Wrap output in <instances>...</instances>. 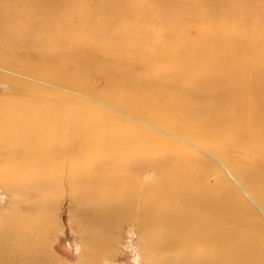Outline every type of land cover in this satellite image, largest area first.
<instances>
[{"label":"bare ground","instance_id":"6f19581e","mask_svg":"<svg viewBox=\"0 0 264 264\" xmlns=\"http://www.w3.org/2000/svg\"><path fill=\"white\" fill-rule=\"evenodd\" d=\"M61 1L0 0V41L17 45L22 53L38 44L30 31L56 34L67 19L47 14ZM63 1L92 5L82 13V24L103 48L90 45L86 53L78 47L63 49L50 56L46 67H33L46 75L41 85L45 92L73 89L96 73L101 91L92 94L90 84L87 105L92 106L90 96L109 112L98 115L93 106V111H73L74 122H96L100 134L94 141V132L76 134L69 123L60 128L52 121L56 109L42 111L44 117L35 125L21 124L26 117L7 121L18 110L0 111V182L12 192L15 207L11 219L0 221V264H60L42 235L48 219L29 220L52 197L34 191L52 193L58 184L70 191L94 230L82 235L87 245L80 264H100L111 257L119 229L128 225L139 231L147 264H264V177L255 170L264 165V11L258 16L255 3L264 7V0ZM184 16L189 30L181 32ZM131 21L143 26L128 34V29H117ZM110 48L123 52L128 69L111 59ZM18 54L4 58L0 50L6 72L0 70V78L14 88L20 85L12 78L32 72L28 63L15 59ZM173 60L180 62L176 72ZM72 64L81 68L71 71ZM140 71V81L126 79ZM121 85L133 95L118 94ZM109 137L111 144L106 143ZM77 142L88 147L86 152L95 148L94 158L102 161L94 168L99 173L116 159L147 164L129 172L128 165L116 170L124 176L121 181L102 177L72 156ZM235 149L243 151L244 164L228 159ZM175 151L182 153L173 157ZM56 168L70 175L60 179L49 172ZM93 239L105 241L106 249L92 244Z\"/></svg>","mask_w":264,"mask_h":264},{"label":"rangeland","instance_id":"374dc122","mask_svg":"<svg viewBox=\"0 0 264 264\" xmlns=\"http://www.w3.org/2000/svg\"><path fill=\"white\" fill-rule=\"evenodd\" d=\"M74 3L70 4L67 1L62 0L61 5L58 8L51 9L50 12H48L47 17L48 16L52 17V15L53 17H56V14L60 13L59 15L67 19L66 20L67 23L62 22L58 27H56L55 29H59V31L54 35H48L46 32L35 34V32L30 31V33H32L33 36L31 37V39L37 41L38 44L34 46H27L24 50L21 51L23 54L20 53L19 47L17 45L14 44L9 45L7 42L1 39L0 50L2 51L3 54H5L4 58L8 57L7 55L10 53L19 52L20 55L19 54L16 55L15 59H19L22 60L23 62L28 63V66L30 67L32 72L28 73L29 75L22 77L18 76L15 79L10 77L14 82L20 85L19 87L20 89L18 88V86L14 88V86L11 83L0 78V111L10 113L13 109L18 110L16 111L18 115L15 114L13 116L8 117L7 121L10 120L19 121L21 118L26 117V119L23 122H21V124L35 125L39 123V117H44V115L40 116L42 111H47L48 108H50V110L56 109L55 117L57 118L53 119L52 121L58 122L60 128L66 125L67 123H69L70 127H73V129L75 128L76 134L79 132H85V133L94 132L93 140L97 141L98 140L97 134L100 133L96 131L97 129L96 122L94 121L93 123H90L88 120H86V118H80L78 119L77 122H74L72 115H73V111H77V110L93 111V108L98 115L103 114L105 111L109 112V109L105 108L104 110H101V106H99L96 103L95 105L93 103V99L90 96L89 98L93 108L92 106L87 105L86 89L88 88V86L90 84L92 85V87L89 89V91L92 94L95 91L97 92L101 91V87H100L101 79L99 78V76H97L96 73H92L93 78L90 82L89 81L79 82L80 85L74 87L73 89L52 87L54 92L58 91V95L56 96L52 90H50V92L44 91L41 85H43V81L45 80L46 75L41 74V71H38L33 67V66H40L41 68L46 67V64L50 62V56L56 54L57 52L63 49L72 50L78 47L80 52L86 53L88 52L87 49L89 48L90 45L92 46L95 45L96 46L95 49L97 51L103 48V46L100 43L99 44L96 43L97 39L90 38L92 37L90 35L92 30H88L82 24V20H81L82 13L87 12L88 9H92L93 8L92 5L88 6L86 3L85 4L83 3L74 4ZM255 6L257 9L256 11L258 13V16L263 14L264 7L262 5H257L256 3ZM256 11L254 12V14H256ZM176 15H178L176 17H180V15L182 14L179 15V13H177ZM184 20H185V16L182 17L181 23L183 25L180 24V28L182 27L181 32H186L187 29L189 28V26H186V24L184 23ZM140 23L142 22L141 21L136 23L132 21L127 22L123 25H120V27L117 29L120 30L128 29V31H125V34H128V32H133L136 27H142L143 24ZM204 27L206 29L208 28L207 26ZM216 27L218 26L216 25ZM183 28L184 29L187 28V29L183 30ZM165 29L167 30L166 32L168 33L169 37L173 36L174 32L172 31L169 32L168 28ZM253 31L256 32L255 27H253ZM115 34L117 37L124 38V33H115ZM255 38L258 39V37ZM262 38H264V34L262 35ZM86 40H88L89 42L86 43ZM217 48H218L217 45L213 46L214 51ZM110 51H111V59L119 63V67L121 65V69L126 70L130 67L128 64L124 63V61L121 59V55L123 52H115L111 48ZM116 58L119 59L116 60ZM100 60L102 62L104 59H100ZM137 62L138 61L136 59L133 60L134 64H136ZM173 62L171 63L170 66H172V69L176 72L181 67L179 65L180 62L176 60L174 63ZM56 65L57 64L55 65L53 64V67L55 66L54 68H56ZM1 68H2V64L0 63V70L6 74V72ZM68 68L71 71H75V69L77 70L81 67H76L75 64H72L68 66ZM143 74L144 72L140 71L139 75H135L133 77H126V79L137 82L140 81L139 78H141ZM22 75L24 74L22 73ZM10 86L16 90L10 88ZM129 89L130 88L128 86L121 85L119 86L118 94L125 95L129 93L130 95H133L129 91ZM38 94L39 97H37ZM104 95H108V94L104 93ZM259 99L263 101V98H259ZM60 102L63 103V106L61 107H59L58 105ZM187 104L189 103H185V105ZM31 112L33 113L37 112V114L32 115ZM3 117L5 118V116ZM66 118L69 119V122ZM16 134H18V132H16ZM107 140L108 141L106 143L111 144L110 142L112 138L109 137ZM101 142L103 143V141ZM85 148L88 147H84L81 144V142H77L72 152L73 157L82 159L83 163L82 161H80V159L78 163L80 162L81 165L84 164L82 165V167H84L83 169L87 171H92L102 177L114 176L115 179L118 181L124 179L123 174L116 173L115 171L122 170L123 167L128 165V164H124L125 161L116 159L117 161L115 162V164H113V162L109 164L110 168L108 170L99 173L98 169H94V168H98L102 166L101 158H94L96 155H98L97 153H95L96 152L95 148L93 149L92 152H86ZM175 152L176 153H173L172 156L173 155L180 156V153H182L178 151ZM62 154L64 155L65 153ZM128 157L133 158L132 156H128ZM227 157L229 160L236 162L238 164H244V162L247 160L243 155V151L240 149H235L232 150V152L231 151L228 152ZM146 164L147 163L145 162V160L143 161L136 160L129 163L128 166L130 167L127 168L125 171L129 172L131 169L137 167L138 165L146 166ZM59 167L63 170L62 164ZM60 168L53 169L49 172L56 173L60 179L62 178V176H65L66 174L70 175L69 172L65 173L63 172L64 170L62 171L60 170ZM75 169H77V167ZM255 170L261 173L264 177V165L257 167ZM23 174L24 176L29 177L27 172ZM23 174L21 176H23ZM26 177H24L23 179H25ZM135 182L136 179L135 178L132 179V185H134ZM0 183H1L0 184V208H1L0 221H3V220L11 219L13 217V211L15 207L12 205V200H11L12 199L11 195H13L12 192H10V190L7 191L8 189L3 187L6 183L5 184L4 182H0ZM262 184L264 185V182H262ZM139 187H136L135 189H139ZM51 190L52 189L49 190L46 189V191L44 192L40 190L34 191L39 196L41 195L43 196L44 194L45 195L49 194L52 195V197H48V201L46 203V209L43 212L39 213V215L37 214L36 211L30 214L29 220H32L33 223L34 222L38 223L42 220L48 219L47 221L46 220L44 221L46 222V228H44L42 235L43 237H45V244L47 250L53 256L56 262L60 264H80L82 253L84 252L85 247L87 245V240H86L87 238H85L82 235L85 232L88 231L93 232L94 230L91 229L88 223H86V219H85L86 215L84 212H82L81 207H79L80 204L77 203V201H75L72 196H70L69 193L70 191L67 190L66 187H63V184L62 185L58 184L57 188H53L54 192L52 191V193ZM97 191H98L97 193H102L103 189H97ZM106 214L107 213H105L104 215ZM49 219H50V223H49ZM12 222L14 224V220ZM135 229H137L135 226H129V225L122 226L119 229V232L117 233L116 236L117 240L112 248L113 250L112 256L109 257L107 260L100 261V264H147L146 259H144L142 255L139 231L137 234ZM91 242L101 250H103L104 247L105 249L107 247L105 241L102 243L100 241H95V239H93Z\"/></svg>","mask_w":264,"mask_h":264}]
</instances>
